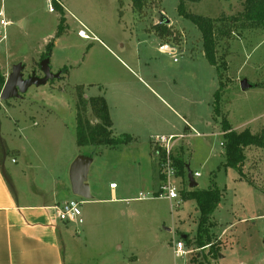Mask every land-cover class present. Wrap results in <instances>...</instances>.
<instances>
[{
    "label": "rangeland",
    "instance_id": "obj_1",
    "mask_svg": "<svg viewBox=\"0 0 264 264\" xmlns=\"http://www.w3.org/2000/svg\"><path fill=\"white\" fill-rule=\"evenodd\" d=\"M243 1L201 0L188 2L187 9L217 19L237 15L243 10ZM178 4L179 0H146L139 11L132 0H0V20L9 21L6 25L0 23V75L22 63L25 77L33 71L43 76L40 65L50 47V67L59 74L46 84L32 85L21 97L0 99V160L7 158V174L11 166L24 170L23 181L34 194L40 187L52 193L55 185L51 178L57 173L67 177V163L73 155L80 153L86 158L88 181L92 188L99 189L98 197L103 200L82 202L83 222L72 223V234L66 238L67 251L72 243L88 242L87 250L92 248L98 256L95 243L108 239L104 242L123 243L124 255L133 247L136 253L146 255L154 246L131 242L158 238V249L153 252L160 253L161 264H190L187 256L176 260L172 248L184 233L189 238L194 236L192 240L197 243L201 211L197 200L184 198L183 193L217 186L222 197L209 218L216 233L228 227L216 247L226 256L223 264L239 258L260 264L264 259V148L245 149L242 172L226 165L221 119L225 117L237 131L249 128L257 133L264 126V28L233 24V33L219 38L217 55L226 61V67L217 69L204 55L201 31L179 15ZM83 25L91 38L79 37ZM161 42L174 44L177 50L173 55L163 52ZM154 75L159 85L153 87L174 103L177 112L157 102L137 81ZM119 79L128 82L121 87L129 97L118 93ZM242 81L250 87L243 89ZM220 82V115L215 114L211 123L213 94ZM80 91L87 98L108 96L113 105V112L111 106L109 111L114 116V134L130 122L137 133L134 135H140L138 142L118 147H80L76 136ZM120 100L134 105L123 102L122 106H114ZM140 101L149 104L151 110H144ZM191 107L193 113H188L192 115L187 119L194 121L200 135L186 138L183 117L187 113L183 109ZM85 115L95 122L90 108ZM170 131L186 135L174 140V152H181L187 172L200 173L195 177L197 186L190 187L188 179L179 178L181 198L137 199L140 192L147 191L138 173L144 166L142 157L146 152L150 156L148 136ZM151 147L153 164L160 168L152 142ZM111 182L117 184L119 194L127 197L120 203L108 200ZM155 189L159 192L160 184ZM90 223L96 229L88 233ZM213 236H209L212 242ZM205 250L195 255L202 256ZM145 260L143 263L149 264V257Z\"/></svg>",
    "mask_w": 264,
    "mask_h": 264
},
{
    "label": "crops",
    "instance_id": "obj_2",
    "mask_svg": "<svg viewBox=\"0 0 264 264\" xmlns=\"http://www.w3.org/2000/svg\"><path fill=\"white\" fill-rule=\"evenodd\" d=\"M9 23V21H7ZM7 23V24H8ZM91 32V31H90ZM92 33V32H91ZM160 49L165 52L167 51L171 55L177 50V46L171 43H163L159 45ZM168 46L169 50H165L164 47ZM205 55V54H204ZM16 65V64H15ZM128 67L127 64H125ZM140 67L142 66L139 65ZM129 69H131L129 67ZM133 71V70H132ZM12 72L5 71L1 75L5 78ZM134 72V71H133ZM144 72V71H143ZM157 76L150 77L149 79L141 77L140 81L141 87L146 90L150 91V95L159 103H164L166 107H170L173 109V112L177 110L174 107V103H171L162 95H160L154 85H157ZM127 81L122 79L118 80V87H116L118 93L122 92L124 96L129 97L130 94L126 89H123L121 86L127 84ZM159 85V84H158ZM124 90V91H123ZM216 92V91H215ZM214 92V94H215ZM213 94V108L211 113V123L215 118V111H214V102L215 96ZM108 102V106H111V112H113V105L109 100L108 96L106 97ZM138 100V99H137ZM139 101V100H138ZM124 100H120V102L114 103V106L118 107L119 105L122 106ZM143 104L144 110H151L149 104H146L144 101H140ZM175 104L178 106V102L174 101ZM127 105H134V102H130L125 100ZM160 108V105H159ZM184 112L187 114L184 115V125L185 129L188 130L186 138L189 136H194L193 130L191 128H196L193 126L187 119V115H192L188 113H193V107L191 109H183ZM110 112V115H111ZM172 112V111H171ZM177 112V111H176ZM130 114H127L129 119ZM114 126V116L111 117ZM128 126L126 128L121 129L119 133L116 132L117 135L122 134H129L132 136L133 140L129 143L138 142V135H134L137 133L133 127H130V122H127ZM139 122L138 125H140ZM77 127V126H76ZM138 129V128H137ZM133 132V133H131ZM115 134V135H116ZM175 135L178 133L174 132H166L160 133V135ZM181 134V133H180ZM153 133H150L148 139H151ZM159 135V134H155ZM127 143V144H129ZM149 143L150 150L149 154L146 152V155L142 157L143 162V169L142 173H138L139 179L144 180L146 188V192L156 191L155 188L161 185V176L159 173L158 165L153 164L152 153L153 149L151 147V140ZM147 143V144H148ZM125 144V145H127ZM121 146V145H120ZM152 149V150H151ZM152 151V152H151ZM181 152L175 153V155H179ZM83 154L77 153V155H73L67 163V177L65 175H54L51 178L52 183L55 185V190L52 193L44 192L40 190V188H36V193L30 192L31 187H28L27 184L23 181V176H25L24 170H19L18 166H11V172L9 174L6 173L5 165L8 163L7 158L3 157L1 159L0 164V264H144L143 261H146L147 257H149V264H161L160 260V253L157 251L153 252L155 248L158 249V238H138V240H133L131 245H152L154 248L152 249L151 254L145 253H136V249L131 248L129 249V254L124 255L122 252L123 250V243L117 242L113 245V241H107L108 239L100 241L96 245V248L99 247L100 254L98 256L94 255L92 248L88 251V242L83 245L81 243H72L70 244V249L67 251V244L66 238L71 236L73 227L71 226L72 223L70 221H64L59 219L57 215V206H60L62 203L73 199V192H72V185H71V177H70V170L72 165L79 160ZM14 160V159H13ZM12 160V161H13ZM40 161H42L40 159ZM92 161V159H91ZM90 161V162H91ZM17 164V161L14 165ZM13 165V164H12ZM89 163H86V171H85V182L88 184L90 189V196L86 200H82V202L86 203H94L95 201H101L102 198H99V189L92 188V185L88 181L89 176ZM154 168L156 170H154ZM55 171V170H54ZM51 172V170H50ZM24 174V175H23ZM188 177V172H187ZM181 178V177H179ZM183 179V178H181ZM188 179V178H187ZM189 181V180H188ZM114 182H111L113 184ZM30 188V189H29ZM35 188V187H34ZM155 189V190H154ZM118 186L116 188H110V195L111 197L108 199L114 203H120L123 199L127 198L124 195L119 194ZM158 190V189H157ZM85 198V197H84ZM211 223L212 221L209 220ZM233 225V224H231ZM228 228V227H227ZM225 228L221 233H216L212 231V228L209 229L210 235L218 234V236H213L215 238L214 242L218 245L222 242L223 236L227 234L228 229ZM96 227L90 223L87 227L88 233L93 232ZM85 234H87L86 229L84 228ZM197 233V232H196ZM194 237V236H193ZM193 237L189 238L188 234H183V239L186 244L187 249L195 248L196 243L194 242ZM220 242V243H219ZM77 244H80L81 247H77ZM115 246V249L112 248ZM106 247V248H105ZM86 250L87 253H84ZM222 249H218L217 255H215L214 250H205V254L202 256L195 255L197 251L193 253L187 254V262L190 264H223V260L225 259V255L220 254ZM200 252V251H198ZM97 254V252H96ZM145 255V256H144ZM174 264H178L175 262ZM230 264H255L250 260L239 258L237 260L232 261ZM260 264H264V259L260 261Z\"/></svg>",
    "mask_w": 264,
    "mask_h": 264
},
{
    "label": "trees",
    "instance_id": "obj_3",
    "mask_svg": "<svg viewBox=\"0 0 264 264\" xmlns=\"http://www.w3.org/2000/svg\"><path fill=\"white\" fill-rule=\"evenodd\" d=\"M201 0H179L177 7L178 13L181 17H184L193 22L201 31L203 38V50L205 57L209 63L219 69L220 67H226V61L219 59L217 55V47L220 37H229L234 30L231 26L236 23H240L241 26L251 27L256 29L264 28V0H244L243 10L237 15L229 17H221L213 19L207 16L194 14L187 9L188 2H199ZM135 9L142 11L145 7L146 0H132ZM167 33L169 30L164 29ZM49 44L48 46H50ZM52 48L50 47L48 52L44 54V58H49ZM6 78L0 75V83L4 84ZM222 84L216 90L214 111L215 114L220 115L219 111V99ZM79 103L77 105V143L80 147L84 146H109L118 147L120 145L127 144L133 140L129 134L115 135L112 129L113 121L110 115L109 106L106 98L103 95L92 96L87 98L83 92H79ZM90 108L92 115L95 118L89 119L85 113ZM222 131L224 136V148L226 156V165L235 167L239 172L243 171V166L246 161L245 149L249 146H256L264 148V126L257 132L253 133L249 128L242 131L233 129L230 122L225 117L221 119ZM1 145V144H0ZM162 158L164 156L163 151L157 150ZM175 166L177 169L178 177L187 180V170L185 161L182 154L173 155ZM1 164V160H0ZM184 198H195L198 203V207L201 211L199 227L197 231V243L196 248L205 247L209 244V250H214L217 255L218 246L217 243L212 242L209 237V229L212 223L210 220V214L217 207L221 200L222 192L217 187H210L209 189H193L187 193H183ZM216 248V249H215Z\"/></svg>",
    "mask_w": 264,
    "mask_h": 264
},
{
    "label": "built area",
    "instance_id": "obj_4",
    "mask_svg": "<svg viewBox=\"0 0 264 264\" xmlns=\"http://www.w3.org/2000/svg\"><path fill=\"white\" fill-rule=\"evenodd\" d=\"M52 9V8H51ZM0 15H3V12L0 11ZM0 23L3 25H6L8 22L2 18L0 20ZM79 37L88 39L91 38L89 35V29L86 26H82V29L78 31ZM193 130V133L197 136L200 135V133L195 130L194 128H191ZM185 134L180 135H155L151 137V142L154 144L156 151L161 150L164 152V156L161 158L160 154V168L159 173L161 176V185L159 192H140L139 195L136 197L137 199H148L152 197H164L168 198L169 200H177L178 198L182 197V194L180 192V187L178 185L179 183V177L177 175V169L174 162L173 155L174 152V140L176 138H182L185 137ZM200 176L199 172L194 173V178ZM112 188H116L117 184L113 183L110 185ZM81 204L82 201L78 199H70L64 203H62L60 206H57V215L59 219L64 221H70L74 223H82L83 219L81 217L82 210H81ZM180 205V200H178V204ZM207 247H209V244L205 247L201 248H193V249H187L185 241L183 239H178L176 242L173 243V254L176 260L181 259L183 257H186L187 254L193 253L195 251H202L205 250Z\"/></svg>",
    "mask_w": 264,
    "mask_h": 264
},
{
    "label": "water",
    "instance_id": "obj_5",
    "mask_svg": "<svg viewBox=\"0 0 264 264\" xmlns=\"http://www.w3.org/2000/svg\"><path fill=\"white\" fill-rule=\"evenodd\" d=\"M170 22L169 20H167ZM49 58H44L41 62V70L43 76L37 75L35 71L31 72L30 75L25 77L24 75V65L22 63L16 64L12 68V72L8 75L4 84L0 83V98L2 100H8L11 98L21 97L32 85H42L46 84L50 79L59 77V74L52 72ZM242 88L246 89L250 87V84L246 81H242ZM86 158L81 157L77 160L71 167L70 177L72 192L80 197L88 198L90 196V189L88 184L85 182V171H86ZM188 180L190 187L197 186L194 174L190 171L188 172Z\"/></svg>",
    "mask_w": 264,
    "mask_h": 264
},
{
    "label": "flooded vegetation",
    "instance_id": "obj_6",
    "mask_svg": "<svg viewBox=\"0 0 264 264\" xmlns=\"http://www.w3.org/2000/svg\"><path fill=\"white\" fill-rule=\"evenodd\" d=\"M1 99V98H0ZM2 100V99H1ZM9 100V99H8ZM3 101H7V100H3ZM0 109H1V105H0Z\"/></svg>",
    "mask_w": 264,
    "mask_h": 264
}]
</instances>
